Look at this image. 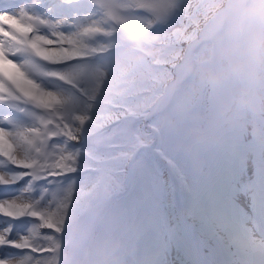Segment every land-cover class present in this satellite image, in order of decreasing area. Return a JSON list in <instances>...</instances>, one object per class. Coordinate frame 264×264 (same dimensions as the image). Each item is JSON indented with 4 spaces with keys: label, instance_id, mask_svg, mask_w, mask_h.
Wrapping results in <instances>:
<instances>
[{
    "label": "rangeland",
    "instance_id": "rangeland-1",
    "mask_svg": "<svg viewBox=\"0 0 264 264\" xmlns=\"http://www.w3.org/2000/svg\"><path fill=\"white\" fill-rule=\"evenodd\" d=\"M42 2L45 4V7H48V13H51L52 4L54 3H62L66 0H29L22 4L17 8H12L7 11L0 12V29H2V33L5 37H12V39L7 40V44L10 47L12 53H17L20 46L16 45V42L13 41V38L22 39V36L29 30L30 27L39 26L40 24L36 22L39 20L40 22L48 21L50 27L48 30L44 32V34L34 42L30 43V48H38V52L40 57L44 60H62L67 57H70L74 54H82L90 51V46L86 42L90 38L91 40L96 37L98 33H101L98 29L100 27L99 24L102 22L101 13L105 11V8H94L89 13H86L82 16H73L74 12H70L64 15H60L54 22L49 21L50 15L47 17L45 15H39L33 12V4L35 2ZM83 1V0H77ZM127 0V5L130 3L133 4L135 0H130V3ZM143 0V3H146L149 8L157 9L160 6L166 9V12L170 10V6L172 4L183 7L184 0ZM262 1V0H256ZM103 10V11H102ZM122 27H128L132 29L137 24L138 20L135 17H126L121 18ZM256 32V31H255ZM111 33H114V29ZM104 37V36H103ZM126 39V42L132 44L138 37V33L130 32L129 35L123 36ZM156 40L160 38L154 37ZM260 41V38H259ZM224 40L218 41L216 45V51L219 55H223V44ZM60 45H64V47H60ZM98 45H102L103 42ZM229 48L227 50H234L236 54L237 46L232 43L228 44ZM262 48L264 49V35L263 42L261 43ZM51 48L60 49V51H65L64 55L58 57L57 55H53L50 51ZM67 51V52H66ZM262 59L264 60V54H261ZM232 59L236 58V56L231 57ZM123 59V58H122ZM1 63V62H0ZM28 61L25 58H16L8 64L2 63V65L6 66V69L15 76L17 83L22 85L24 84L23 90L24 95H32L31 89L35 86L37 89L39 88L40 94L39 101L40 102H52L60 99V90L61 83L57 81H53L50 78H62L70 82L71 87H74L76 91H80V94H85L88 88L86 84L90 78H96L98 72L102 71L106 74H109V71L106 67V62L100 66L95 68H90L86 65L77 66L71 69H67L62 72H47L41 70L40 68L35 69L33 66H28ZM226 65V64H225ZM233 66V65H231ZM205 73L208 72L209 62H206L204 65ZM35 70V72H31ZM33 73H36L35 75ZM202 74V73H201ZM199 74V75H201ZM209 74V72L207 73ZM48 75V76H47ZM215 75V74H213ZM89 76V77H86ZM250 81L253 84L262 83L263 79H260V74H257L255 68L249 77ZM84 81V83H82ZM1 83V81H0ZM201 81L198 79L195 81L192 89H198L200 87ZM233 86V85H232ZM232 86L230 88H232ZM62 89V88H61ZM235 89V87H234ZM191 90H186L183 96L180 99V103L178 104V109L185 115H187L186 122L188 121V126H193L195 124L194 119H192L190 113L191 106L187 103L188 95ZM263 95V90L260 91ZM62 99V98H61ZM62 102L66 106V102L62 99ZM224 109V107H223ZM43 119L42 117H39ZM78 119L82 120L83 117L79 116ZM180 120V119H179ZM172 121L175 119L172 115ZM180 124L178 121H175V126ZM216 125V124H215ZM243 127H246V122H242ZM258 126H262L264 130V100L262 101L261 113L258 118ZM55 127H57L55 123ZM73 131L68 132V137L71 141L77 143L78 145H86L93 144L94 137L87 136L83 137L81 135V127L75 123L72 125ZM217 128V126H215ZM26 128H32L36 131V127L33 123H26L22 125H17L13 129L8 130L7 132H3V135H0V146L9 152L14 153L13 150L14 143L18 139L19 133L21 130ZM4 129V128H3ZM37 135H41L42 131L38 127L36 131ZM186 134V131L183 133H179V131H175L170 135V142H173V147H175V143L181 147V153L183 150H186L184 153V158H189V169L186 173V177L184 179V175L180 173L175 167L173 168L175 171L179 173L178 180L180 181V187L183 190L188 191L190 194H193L197 198H205L207 196H211L212 205L214 209H210V211L203 218L201 215L196 217L198 223H207L211 222V225L216 228H222L224 225H231L232 221L245 220L246 213H251V205H252V196L245 199L246 193L249 196V190H251L252 177L250 174V165L245 164L244 168L241 169L240 166L236 168H229L228 170H222L218 162L215 161V148L213 147V143L207 148H203V146L198 145V141L200 137L204 140H208L210 138L209 135L201 132L200 134H196V138L189 137L185 139L183 136ZM209 136V138H208ZM37 137V136H36ZM223 138V137H222ZM8 140V141H7ZM186 141V143H185ZM262 143H264V133L262 137ZM58 143L54 145V148L51 151V156L53 159H50L51 165L56 162L55 154L60 151L62 145ZM68 146H70L68 144ZM40 147V142H38V148ZM154 151H150V154L153 157L159 155V145L158 142L154 144ZM177 150V148H175ZM71 157L78 158L83 164V158L75 152L70 151L68 153ZM32 158V151L28 152V155L23 158L25 161H29ZM197 165V169L194 170L192 168V164ZM231 171V172H230ZM10 170L4 171V175L7 176L6 181L8 183H13L18 180V177H14L11 175ZM13 176V177H12ZM42 175H38V179H43ZM203 180V181H201ZM150 181V173L143 163L139 164V168L137 170V174L135 175L134 181L130 189L128 188V192L131 191L130 201L136 203L140 208V218L139 220H133V228L132 230H128L125 226L121 228V233L123 234L122 244L119 248H124L132 254L136 255L138 260H141L143 264H177L172 263L164 253V235L166 233V229L174 230L171 225L172 221L170 220V201L163 202L161 205L156 203V198H151L147 204H145V198L148 192ZM23 184L18 186L16 189H22L21 191L14 192H6L0 195V211H8L15 210L17 213H22V204H24L26 199L23 197ZM133 187V189H132ZM15 189V190H16ZM47 192V191H46ZM45 192V193H46ZM120 203L117 202L114 207L111 208L110 212L112 213L118 207L120 208ZM195 207H199V205H194ZM240 206V208H239ZM47 205L38 204V214L41 215V209L45 210ZM246 212V213H245ZM126 213H129L127 211ZM42 223L44 227L49 226V222L47 218L41 215ZM203 218V220H202ZM80 223H75L74 227L70 228L67 232L70 236L76 237L78 235L79 230H77ZM232 226V225H231ZM10 227V222L0 220V239L8 234V229ZM234 230V229H233ZM228 233V232H227ZM224 232V238L226 239V234ZM63 234H67L64 232ZM170 235V234H169ZM31 238V235L25 232H21L20 234H12V245L15 251H5L4 253L0 252V264H25L27 260V253L25 252L24 241H27ZM231 242H235L234 239L230 240ZM231 246H234L231 243ZM13 247L5 246L8 249H14ZM117 250L118 248H112L111 257L112 260L109 261V264H116L117 259ZM182 250V249H178Z\"/></svg>",
    "mask_w": 264,
    "mask_h": 264
},
{
    "label": "trees",
    "instance_id": "trees-1",
    "mask_svg": "<svg viewBox=\"0 0 264 264\" xmlns=\"http://www.w3.org/2000/svg\"><path fill=\"white\" fill-rule=\"evenodd\" d=\"M196 1H187V9L180 17L179 25L171 33L165 34L157 44V51L165 50L164 55L158 58L160 67L154 69L147 56L126 54L121 63L117 61L112 63L113 75L110 79H107L102 73L96 79L91 78L89 85L91 94H103V90L110 91L109 105L99 112L93 110L94 102L85 99L76 101L78 108L95 119L92 128L99 123V116H101L100 119L103 118L104 123L129 115L141 120L144 119L154 98L163 91L166 82L172 77L171 62L179 57L183 44L197 33L198 27L207 19L215 6L222 3L221 0H214V4L217 2L216 5L208 3L197 6ZM153 20L154 16L151 14L144 20V23ZM139 91H144L142 96L138 95ZM129 95L137 97L127 98L126 96ZM143 128L136 127L139 134L146 135L147 139L150 137V132ZM122 137L126 138L127 136ZM116 141L118 143L123 142L121 139ZM124 163L118 166L122 167ZM117 178L120 180L121 176H117ZM96 181V179L93 180L92 176L86 174L78 185L60 192L54 199V211L50 215L52 223L62 226L69 222L71 216H75L83 207L91 203L93 201L92 194L96 191ZM33 242L38 247H42L52 246L57 243V240L50 233L41 235ZM28 264H57V256L56 254L42 253L33 257Z\"/></svg>",
    "mask_w": 264,
    "mask_h": 264
},
{
    "label": "bare ground",
    "instance_id": "bare-ground-1",
    "mask_svg": "<svg viewBox=\"0 0 264 264\" xmlns=\"http://www.w3.org/2000/svg\"><path fill=\"white\" fill-rule=\"evenodd\" d=\"M243 0H230L224 10L219 12L201 31L200 35L205 36L213 27L215 21L221 15L229 14L234 10V8ZM251 45V39H245L243 43V53L240 58V68L247 69L250 65V55L249 48ZM51 53L57 55L58 57L64 55L65 51H60V49L51 48ZM67 52V51H66ZM191 54V45L187 46L183 52L182 58L176 64V79L181 77L183 69L188 63ZM175 85V84H174ZM170 87V90L166 97L162 99L158 106H163L167 100L173 94V87ZM36 133L32 129H25L20 131L18 139L16 140L15 152L17 157L20 160H23L27 156L29 151V146L34 143ZM246 198L248 195L246 194ZM210 206V205H208ZM251 220L250 216L247 213V218L245 220L232 221V227L236 234L229 233L227 238L235 240V249L236 255L242 253L244 258L243 264H264V234L261 236L256 231L254 225H250L249 221ZM200 229L208 233H216L217 235H212V239L209 241L212 242L211 245L206 246L210 253L216 258L217 264H240L237 258L234 256L233 251L229 250V245L223 242L222 236L218 229H212L210 224H201ZM209 229V230H208ZM82 242L75 245L66 255L63 264H72L76 254L79 252L82 247ZM238 252V253H237Z\"/></svg>",
    "mask_w": 264,
    "mask_h": 264
}]
</instances>
